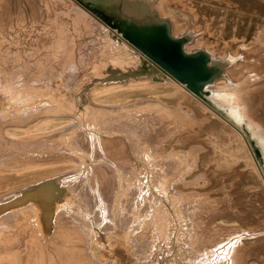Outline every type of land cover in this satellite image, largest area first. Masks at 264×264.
<instances>
[{
	"label": "rangeland",
	"instance_id": "obj_1",
	"mask_svg": "<svg viewBox=\"0 0 264 264\" xmlns=\"http://www.w3.org/2000/svg\"><path fill=\"white\" fill-rule=\"evenodd\" d=\"M105 1L0 0V38H2L0 39V73L2 72L0 77L13 88H17L22 81L30 82L43 74L49 80L48 71L51 67L56 71L55 74L61 69L57 64L48 62L46 56L52 52L55 44L66 45L68 42L75 44L71 45L74 53V67L77 71H80L78 67L84 70L85 66L91 63L93 56L100 53L105 47V40L117 39V45L122 44L116 36V33L118 35L120 33L115 30V27L121 29L122 35H131L134 40L139 42L137 38L138 26L145 27L154 19V14L170 27V36L174 40H183L187 38L186 36H190V42L183 46L187 55L204 52L213 60H224L228 56L235 57L236 61L226 69L225 77L220 76L221 69L218 66L212 65L205 58L206 64L199 74L187 70L186 73L192 74L193 77L183 75L179 81L171 80L164 73H162L163 80L160 81L151 68L148 69L145 78L132 77L131 85L121 78L92 81L88 88L90 90L99 89L98 92H102L105 90L104 87L109 84L116 88H114V97L110 99L100 96L99 104L125 99L133 101L141 96L151 98V102L161 104L170 111L176 109L178 113L181 111L182 115L187 113L188 116L190 115L193 125H190L191 127L186 125L183 129H178L156 143L152 147L153 149L150 148V153L153 156L151 160L132 157L126 141L121 136L109 137L106 135V131L99 132V134L85 133L88 160L85 164L83 163L79 186L80 189L91 187L93 177L100 183L104 182L106 175L109 180L112 178L113 173L109 167L113 159L108 153L102 152L103 143L113 148L120 146L121 154L124 153L123 156L131 161L128 173L119 172L118 175L125 176L124 183L132 188L140 184L148 187L152 184L150 180H161L159 178L161 170H168L171 163L175 162L176 156L193 155L192 170L186 166L183 169L185 171L183 177L170 182L172 192L178 200L180 199V204L181 202L198 204L197 212L191 214L194 219H197V225L190 228L189 231L185 224L181 227L182 231H187L185 235L194 232L190 236L191 240L200 244V248H196V245L191 247L193 257L197 255L198 264H264V0H156L154 5L156 12L146 9L145 21L139 16V9L131 21L123 23L116 22L115 4L112 2L106 5ZM164 1L166 3L161 7ZM111 6L114 10H110ZM77 7L87 13L85 21L75 20L73 10ZM140 44L142 45V43ZM111 52L112 50L108 51L109 55L103 61L110 62L111 59L117 58L114 54L111 56ZM132 56L140 59L139 65L145 63L137 52H133ZM37 63L39 66L36 65ZM21 65L24 69L19 72ZM75 76L74 83L78 79V74ZM171 83H175L176 86L174 87ZM191 85L195 88V92L189 91ZM85 101L86 103L90 102L87 97H85ZM202 109L205 110L202 111ZM43 119L45 118L34 119L28 124V127L38 124ZM152 123L155 126L158 125L157 122ZM197 124L199 126H196ZM25 128L27 127L4 125V133L0 136L2 149L5 148V145L30 148L33 145L46 143L48 140V138L40 136L31 140L21 139L23 135L20 132ZM94 142L99 145L98 150L94 147ZM212 142L213 144H211ZM232 148H236L238 151ZM231 150L233 151L231 152ZM95 153L100 157L95 156ZM79 161L74 156L65 155L39 158L33 163L36 166H51V171L53 169L59 171L71 167ZM64 163L67 165H63ZM250 163L252 164L250 165ZM199 174H206L205 182L202 181ZM143 177L145 178L143 179ZM67 178L64 179L67 180ZM135 179L136 181H134ZM181 181L187 185H182ZM5 182L12 183L15 182V179L0 181L1 185ZM115 184V187L118 188L117 194L120 195L123 183L119 179ZM1 185L0 188H2ZM220 187L224 190L222 191ZM145 196V194H138L136 202H134V210L139 209L143 203L147 202ZM152 197L154 202H157V195L153 194ZM210 209L212 210L210 211ZM112 213L115 216H122L126 211L121 207V212L120 208H117ZM84 214L88 217L84 212L82 216ZM104 220L105 218H103ZM177 236L182 237L181 234L173 235L167 246L156 240L152 248L154 255L151 256V260L147 264H185L188 257L186 251L190 247L182 240L176 241Z\"/></svg>",
	"mask_w": 264,
	"mask_h": 264
},
{
	"label": "bare ground",
	"instance_id": "obj_2",
	"mask_svg": "<svg viewBox=\"0 0 264 264\" xmlns=\"http://www.w3.org/2000/svg\"><path fill=\"white\" fill-rule=\"evenodd\" d=\"M112 2L116 6V22L123 23L131 21L139 9L140 14H138L145 21L146 9L151 12L155 11L156 0L105 1L106 5ZM164 3L166 1L162 3L161 7ZM110 10H114L112 6ZM73 12L76 21H85L87 13L84 10L77 7ZM115 28L120 33V35L116 33V36L122 44L118 46L117 39L105 40V47L100 53L98 52L93 56L91 63L86 65L84 70L78 67L80 71H77L74 67V53L71 45L75 44L66 42L68 45L55 44L52 52L46 56L48 62L57 64L61 69L55 74L56 71L50 66L49 80L43 74L33 81H22L17 88H13L5 79L0 77V136L4 133V125L9 124L27 127L20 132L23 135L21 136L23 140H31L38 136L48 138L46 143L33 145L30 148L5 145V148L2 149L3 145H0V169H2L0 170V181L15 179V182L12 183L5 182L2 185L0 183L2 186L0 188V264H147L151 260V256L154 255L152 248L155 241L157 240L167 246L173 235L176 236V234L182 235L181 238L177 236L176 241L182 240L190 247L186 251L188 257L185 264H198L197 255L193 257L191 247L196 245V248H200V244L191 240L190 236L194 232L185 235L190 228L197 225V219H194L191 214L197 212L198 204L194 202L189 204L181 202L180 204V199L178 200L172 192V185H170L171 181L183 177V172H185L183 169L186 166L192 170L193 155L188 157L176 156L177 160L175 159V162L171 163L168 170L160 169L161 176L159 178L161 180H150L152 184L148 187L140 184L132 188L124 183L126 178L122 175L128 173L131 168V161L123 156L124 153L121 154L122 148L120 146L121 149L119 147L113 148L102 142V152L108 153L113 159L109 167L113 173L112 178L109 180L106 175L104 182L100 183L93 177L91 187L80 189L79 186L80 176L83 173V163L85 164L88 160L85 133L99 134V132L106 131V135L109 137L121 136L126 141L132 157L151 160L153 156L150 153V148L153 149L152 147L156 143L178 129H183L186 125H193L190 115L188 116L187 113L182 115L180 114L181 111L178 113L176 109L170 111L161 104L151 102V98L142 96L133 101L125 99L99 104L100 96L110 99L114 97L115 87L113 88V85L109 84L104 87L105 90L102 89V92H98L99 89L90 90L88 88L92 81L115 78L124 79L131 85L132 77L145 78L149 68L155 71L154 73L160 81L163 80L162 73L167 77L169 76L171 80L179 81L183 75L193 77L192 74L186 73L187 70L199 74L206 64L205 58L212 65L218 66L221 69L220 76L225 77L226 69L236 61V58L227 57L224 60H213L204 52L187 55L183 46L190 42V36H186L187 38L183 40H174L170 36V27L158 19L155 14L154 19L145 27L138 26L137 38L139 42L134 40L131 35H122L119 27ZM111 50V56L114 54L117 58L111 59L110 62L103 61L109 55L108 51ZM132 51L137 52L145 63L139 65L140 59L132 56ZM36 65L39 66V63ZM23 69L24 67L21 65L19 72ZM76 74H78V79L74 83ZM171 84L176 86L175 83ZM189 91L195 92V88L191 85ZM85 97L90 100L89 103H86ZM132 106L133 109L131 110ZM38 117L45 119L28 127V124ZM193 120L195 121V119ZM152 122H157L158 125L155 126ZM5 134L7 133L5 132ZM13 140L15 139L13 138ZM93 145L97 150L99 149L96 142ZM232 149L235 150L236 148ZM65 155L74 156L80 161L59 171L54 169L51 171V166H36L33 163L39 158ZM95 156L99 155L95 153ZM227 162L225 163L228 164L229 162ZM10 165L13 166L9 167ZM63 165L67 164L64 163ZM119 172L122 173L121 177L118 175ZM199 175L205 182L206 174ZM66 177H68L67 180L64 179ZM99 177L101 178V176ZM119 179L123 183L120 195L117 194L118 188L115 187L117 184L115 182ZM161 181L163 183H160ZM181 184L187 185L184 181H181ZM139 193L146 195L147 202L143 203L139 209L134 210V202H136L135 199ZM153 194L157 195V202H154ZM196 195L198 194L196 193ZM121 207L125 209V215L115 216L112 212L117 208H120L121 212ZM83 212L87 213L88 217L85 214L82 216ZM102 217L105 218L104 221ZM183 224L188 228L185 232L181 230Z\"/></svg>",
	"mask_w": 264,
	"mask_h": 264
},
{
	"label": "crops",
	"instance_id": "obj_3",
	"mask_svg": "<svg viewBox=\"0 0 264 264\" xmlns=\"http://www.w3.org/2000/svg\"><path fill=\"white\" fill-rule=\"evenodd\" d=\"M225 57H227V56H225ZM228 57H233V56H228Z\"/></svg>",
	"mask_w": 264,
	"mask_h": 264
}]
</instances>
